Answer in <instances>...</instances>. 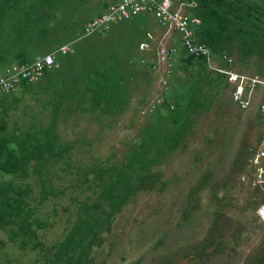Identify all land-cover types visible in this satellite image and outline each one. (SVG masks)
<instances>
[{"label":"rangeland","instance_id":"obj_1","mask_svg":"<svg viewBox=\"0 0 264 264\" xmlns=\"http://www.w3.org/2000/svg\"><path fill=\"white\" fill-rule=\"evenodd\" d=\"M107 2L0 0V73L71 47L39 82L0 97V140L9 149L54 146L25 178L0 171V182L32 188L39 224L38 246L0 231V264H60L53 252L79 222L104 226L82 264H264V182L250 162L264 93L241 110L225 78L195 59L201 77L180 61L167 76L157 51L182 47L152 17L85 38ZM228 24L214 28L219 64L227 55L235 70L264 78L260 26ZM120 173L143 188L116 211L107 192L118 194Z\"/></svg>","mask_w":264,"mask_h":264},{"label":"built area","instance_id":"obj_2","mask_svg":"<svg viewBox=\"0 0 264 264\" xmlns=\"http://www.w3.org/2000/svg\"><path fill=\"white\" fill-rule=\"evenodd\" d=\"M198 6L195 1L182 0H108L105 11L92 19L85 27L84 37L102 35L114 26L131 21L142 16H150L168 33L178 36L181 50L172 43L169 47H161L157 53L160 59L168 65L166 74L169 76L172 67L186 55L195 60H203L208 69L225 78L231 87L233 102L241 110L251 108L257 97V92L264 93V78L249 76L233 67V60L227 55L221 57L224 62L219 64L213 50L200 40L197 30L202 20L193 15ZM150 43L141 44L143 50H150ZM70 45H62L53 51L37 57L34 61L18 63L0 73V97L16 91L21 85L39 82L46 73L52 70L59 55L70 52ZM259 112L264 118V101L259 106ZM260 145L251 148L250 162L257 171L260 182H264V128L260 133ZM258 217L264 223V202L258 209Z\"/></svg>","mask_w":264,"mask_h":264},{"label":"trees","instance_id":"obj_3","mask_svg":"<svg viewBox=\"0 0 264 264\" xmlns=\"http://www.w3.org/2000/svg\"><path fill=\"white\" fill-rule=\"evenodd\" d=\"M182 1L197 2L198 6L193 10V15L202 20V25L197 30V35L214 53V42L216 41V35H219V33L216 34L214 28H217L218 31L228 30L230 19H236V21L254 28L260 26L258 31L262 36L260 41L263 42L264 50V0H254L257 2L254 7L249 3L245 4L246 0H230L231 2L227 0ZM257 46L258 44H256ZM183 56L179 61L185 64V69L191 68L194 58L186 57L184 59ZM194 61L199 63L198 66L206 69L203 60ZM191 69V72H197V76L201 77V71H196L194 68ZM21 145V152L24 153L17 155L14 149H9L7 141L4 139L0 140L1 172L25 178L28 176L30 164L37 161L39 167L54 154V146L51 140L45 142L36 141L31 148L26 146V142L21 143ZM116 178L118 189L115 192H118V194L114 195L112 191H108L107 199L111 201L116 211H119L126 203L128 196L143 188V185L133 187L131 182L134 178H129L127 174L120 173ZM149 182L151 181L143 180V184H148ZM120 190H122V193H120ZM32 192L33 190L29 186L0 182V231L10 232L13 237L21 238L23 244H35L38 240L36 228L39 224L35 220L34 211H32L29 204ZM103 227V225L98 227L83 226L82 223H77L71 233L59 245L57 251L53 252L54 258L60 264H82L84 258L91 254L93 248L99 246L100 229ZM35 246H38L37 242Z\"/></svg>","mask_w":264,"mask_h":264},{"label":"crops","instance_id":"obj_4","mask_svg":"<svg viewBox=\"0 0 264 264\" xmlns=\"http://www.w3.org/2000/svg\"><path fill=\"white\" fill-rule=\"evenodd\" d=\"M146 17H150V16H142V17H138V18H135V19H133V20H131V21H128V22L136 21V20H139V19H142V18H146ZM125 23H127V22H125Z\"/></svg>","mask_w":264,"mask_h":264}]
</instances>
